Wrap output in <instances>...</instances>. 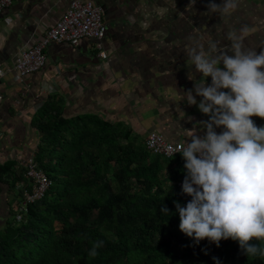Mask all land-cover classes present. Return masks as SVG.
Masks as SVG:
<instances>
[{
    "label": "crops",
    "instance_id": "0c3cea01",
    "mask_svg": "<svg viewBox=\"0 0 264 264\" xmlns=\"http://www.w3.org/2000/svg\"><path fill=\"white\" fill-rule=\"evenodd\" d=\"M83 1L104 11L107 59L99 56L92 39L78 46L51 43L45 49L44 69L22 82L14 71L19 51L40 41L62 18L68 4L63 0H14L0 15V68L7 72L0 80L5 95L0 104V165L16 164L14 179L0 180V226L14 217L22 200L20 183L26 180L18 181L20 172L37 150L36 117L47 105L52 115L58 112L69 124L98 117L119 132H131L144 150L145 139L153 131L170 142L185 143L194 132L203 134L204 127L198 122L208 119L182 95L194 88L189 76L201 78L190 59L192 47L203 46L208 51L209 41L215 40L231 50L229 33L240 34L247 26L245 46L258 53L264 50V0H236V7L227 12L210 8L209 0ZM256 26L262 30H255ZM180 157L168 159L164 178L176 176L178 161L184 160ZM154 158L151 155L150 161ZM179 179L168 184L170 189Z\"/></svg>",
    "mask_w": 264,
    "mask_h": 264
},
{
    "label": "trees",
    "instance_id": "16d2710c",
    "mask_svg": "<svg viewBox=\"0 0 264 264\" xmlns=\"http://www.w3.org/2000/svg\"><path fill=\"white\" fill-rule=\"evenodd\" d=\"M36 118L35 159L52 185L23 222L9 219L0 226V264H215L213 257L221 264H264V257H247L236 241L195 244L179 230L174 201L186 205L191 197L168 184L185 178L184 160L168 180L170 160L150 161L131 132L98 117L69 124L49 105ZM15 165H0V180L14 179ZM20 174L18 181L26 180ZM164 206L172 213L162 212ZM96 241L103 244L91 257Z\"/></svg>",
    "mask_w": 264,
    "mask_h": 264
},
{
    "label": "clouds",
    "instance_id": "9594fccd",
    "mask_svg": "<svg viewBox=\"0 0 264 264\" xmlns=\"http://www.w3.org/2000/svg\"><path fill=\"white\" fill-rule=\"evenodd\" d=\"M209 7L227 12L236 7V0H209ZM248 31L244 26L240 34L229 33L231 50L210 40L208 51L203 46L190 51L201 78L189 76L194 88L182 95L208 119L198 122L203 134L194 132L179 148L186 175L175 185L184 180L181 192L191 199L186 205L174 203L179 230L195 244L206 239L219 247L222 240L231 239L247 257H264V125L252 119L264 120V50L258 53L245 46L243 34ZM161 211L172 213L166 206ZM25 214L18 221L15 209L12 221L20 224ZM253 240L257 243H250ZM102 244L94 242L89 255L98 256Z\"/></svg>",
    "mask_w": 264,
    "mask_h": 264
},
{
    "label": "built area",
    "instance_id": "2783aa9c",
    "mask_svg": "<svg viewBox=\"0 0 264 264\" xmlns=\"http://www.w3.org/2000/svg\"><path fill=\"white\" fill-rule=\"evenodd\" d=\"M14 0H0V15L12 5ZM68 7L62 18L51 27L46 34L33 46L19 51L14 71L19 81L22 82L26 76L40 72L47 63L45 49L51 43L67 44L78 46L84 39L96 41V49L100 52L102 59H107V52L104 50L103 41L106 36V25L104 22V11L101 7L91 1L63 0ZM6 70L0 68V80L6 76ZM5 101V95L0 89V104ZM184 143H173L168 141L162 134L150 132L145 139L146 149L154 156L171 159L180 155L179 148ZM175 150V154H173ZM24 177L26 184H21L20 191L22 200L18 203L17 220L21 221L23 214L28 211V206L44 198L52 185V180L39 168L35 155H31L24 164ZM184 180L176 183L182 191ZM183 195L187 196L183 193ZM189 197V196H187Z\"/></svg>",
    "mask_w": 264,
    "mask_h": 264
},
{
    "label": "rangeland",
    "instance_id": "374dc122",
    "mask_svg": "<svg viewBox=\"0 0 264 264\" xmlns=\"http://www.w3.org/2000/svg\"><path fill=\"white\" fill-rule=\"evenodd\" d=\"M261 8H264V6H261ZM260 8V9H261ZM263 10H261L260 12H262ZM259 16V15H258ZM259 28V29H258ZM255 30H262V28H260L259 26L257 27L256 26V28H254ZM209 80H211V78L209 77L208 78ZM208 81V80H207ZM255 119H257V121L256 120H254L255 122H256V124L259 126V125H264V120H262V119H260L259 117H256ZM260 119V120H259ZM11 220H12V218H11Z\"/></svg>",
    "mask_w": 264,
    "mask_h": 264
}]
</instances>
